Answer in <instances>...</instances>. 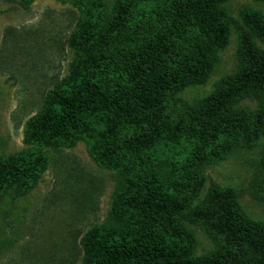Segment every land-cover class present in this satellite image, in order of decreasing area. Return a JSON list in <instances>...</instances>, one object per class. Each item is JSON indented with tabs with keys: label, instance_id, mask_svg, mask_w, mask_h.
I'll use <instances>...</instances> for the list:
<instances>
[{
	"label": "trees",
	"instance_id": "1",
	"mask_svg": "<svg viewBox=\"0 0 264 264\" xmlns=\"http://www.w3.org/2000/svg\"><path fill=\"white\" fill-rule=\"evenodd\" d=\"M61 1L78 10L59 45L64 72L43 91L26 138L69 145L92 133L91 158L119 181L110 223L78 233L59 264H264V223L232 189L205 190L207 167L264 136V14L242 6L236 20L230 0ZM233 27L236 68L189 102L182 94L208 81ZM247 100L254 109L240 106ZM46 167L36 152L0 157V199L29 193ZM251 187L264 204V147ZM191 225L212 249L197 253Z\"/></svg>",
	"mask_w": 264,
	"mask_h": 264
},
{
	"label": "rangeland",
	"instance_id": "2",
	"mask_svg": "<svg viewBox=\"0 0 264 264\" xmlns=\"http://www.w3.org/2000/svg\"><path fill=\"white\" fill-rule=\"evenodd\" d=\"M242 6L264 14V0L227 3L236 20ZM77 11L61 0H32L27 7L0 0V157L30 151L47 159L34 189L20 197L0 199V264H59L78 233L111 220L110 202L119 175L91 158L92 133L76 135L69 145H43L26 138V131H36L28 121L37 112L43 91L64 72L59 45ZM237 45L233 27L208 81L186 89L182 97L194 102L208 96L236 68ZM240 106L254 109L256 104L247 100ZM263 147L264 136L253 148L235 147L205 170V190L212 183L232 189L246 216L260 223H264V204L252 195L251 184ZM190 228L197 253L213 248L201 225Z\"/></svg>",
	"mask_w": 264,
	"mask_h": 264
}]
</instances>
